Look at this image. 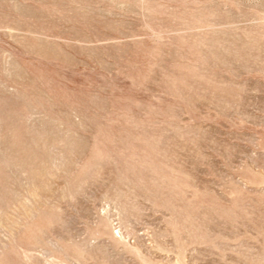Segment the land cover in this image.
I'll list each match as a JSON object with an SVG mask.
<instances>
[{
    "label": "rangeland",
    "instance_id": "obj_1",
    "mask_svg": "<svg viewBox=\"0 0 264 264\" xmlns=\"http://www.w3.org/2000/svg\"><path fill=\"white\" fill-rule=\"evenodd\" d=\"M0 264H264V0H0Z\"/></svg>",
    "mask_w": 264,
    "mask_h": 264
}]
</instances>
